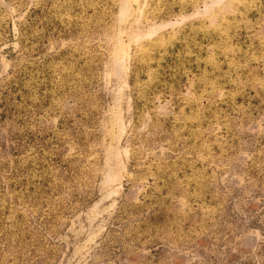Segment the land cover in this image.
I'll return each instance as SVG.
<instances>
[{
  "label": "rangeland",
  "instance_id": "rangeland-1",
  "mask_svg": "<svg viewBox=\"0 0 264 264\" xmlns=\"http://www.w3.org/2000/svg\"><path fill=\"white\" fill-rule=\"evenodd\" d=\"M0 264H264V0H0Z\"/></svg>",
  "mask_w": 264,
  "mask_h": 264
},
{
  "label": "flooded vegetation",
  "instance_id": "flooded-vegetation-1",
  "mask_svg": "<svg viewBox=\"0 0 264 264\" xmlns=\"http://www.w3.org/2000/svg\"><path fill=\"white\" fill-rule=\"evenodd\" d=\"M255 239L256 238L254 236H248V238L246 237L244 239L243 245L245 244V246H251L255 243V241H256ZM184 258H185V256H183V255L181 257L180 256L173 257V259H175V261H178V260L184 259ZM164 259H169V260L173 261V259H171L169 257H164Z\"/></svg>",
  "mask_w": 264,
  "mask_h": 264
}]
</instances>
